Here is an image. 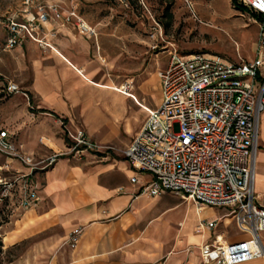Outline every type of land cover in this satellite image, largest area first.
Returning a JSON list of instances; mask_svg holds the SVG:
<instances>
[{
    "label": "rangeland",
    "instance_id": "1",
    "mask_svg": "<svg viewBox=\"0 0 264 264\" xmlns=\"http://www.w3.org/2000/svg\"><path fill=\"white\" fill-rule=\"evenodd\" d=\"M24 1L0 0V129L9 131L22 148L23 145L18 142L21 137H28L29 141L37 143L30 151L37 160L56 151H67H48L46 145L51 138L52 141H59L68 127L72 130L75 127L85 129L103 148L88 155L64 154L60 158L81 162L93 159L98 164L113 158L124 159L130 137L126 135V122L116 125L115 110L124 114L123 118L128 114V124L136 127L138 121L143 122L145 111L132 99L114 94L118 93L116 91L107 92L106 100L110 108L102 105L98 111H91L87 120L78 115L73 120L62 121L52 114L41 113L36 104L27 103L22 95L31 81L30 73L25 72L26 59L6 46L7 20L17 15L21 19ZM39 1L58 3L64 9L76 10L84 16L96 29L91 53L96 61L93 65V70L97 71L95 81L114 83L118 87L128 83L129 92L134 93L148 108L156 107L162 100L158 73L168 66L173 53L183 56L212 53L233 63L251 61L257 55L260 18L241 0L237 1L245 10L238 9L232 0ZM11 82L21 86V93L8 91ZM263 85L264 67L259 74L258 90ZM260 119L262 123L263 115ZM6 161V157L0 154V264H50L61 252L62 263L70 262L75 247L71 246L69 236L62 238L59 226H41L39 215L45 209L42 197L36 206L28 209L21 206L25 188L34 189L41 196L37 180L51 166H36L30 170L26 180L22 172L6 168ZM121 182H125V175L121 177ZM9 183L12 187L6 188ZM134 207L140 210L129 222L128 242H143L147 257H155L165 250L160 256L164 258L183 250L195 253L197 245L189 244L184 234H193L200 223L224 216L230 210L208 205L199 209L193 201L170 192L158 197L144 195L134 203ZM11 232L18 233L20 238L9 246L6 242ZM217 233L224 235L225 240L240 237L232 217L220 220ZM202 234L203 231L198 239ZM185 242L186 247L181 248V243Z\"/></svg>",
    "mask_w": 264,
    "mask_h": 264
},
{
    "label": "built area",
    "instance_id": "2",
    "mask_svg": "<svg viewBox=\"0 0 264 264\" xmlns=\"http://www.w3.org/2000/svg\"><path fill=\"white\" fill-rule=\"evenodd\" d=\"M241 3L260 17L256 57L233 63L212 53H173L168 66L158 73L162 100L158 106L146 109L142 127L124 151L137 173L131 182L139 183V174L145 176L142 193L158 197L172 192L193 201L199 209L207 205L230 209L226 216L235 220L245 238L231 241L215 234L199 246L205 264H243L264 258L260 237L264 232V207L258 204L254 190L264 112V85L258 90L264 67V0ZM22 13L21 19L17 15L7 20L9 49L22 45L26 38L41 48L53 49L40 36L41 29L50 22L82 34H96L81 14L58 3L25 0ZM7 88L10 93L19 91L15 83ZM129 89L128 84L124 85L121 92L130 93ZM66 134V152L36 160L15 145L7 130L0 129V154L32 171L41 164L52 166L64 154L82 155L103 148L83 128H67ZM23 195L21 206L25 209L41 201L34 189L25 188ZM218 225L219 219L208 220L200 223L197 231H213ZM80 233L79 229L72 232L71 246L77 245Z\"/></svg>",
    "mask_w": 264,
    "mask_h": 264
},
{
    "label": "crops",
    "instance_id": "3",
    "mask_svg": "<svg viewBox=\"0 0 264 264\" xmlns=\"http://www.w3.org/2000/svg\"><path fill=\"white\" fill-rule=\"evenodd\" d=\"M85 20L88 22L86 18ZM95 35L82 34L72 27H61L57 23L50 22L41 29L40 36L44 37L53 49L41 48L30 38H26L22 45L10 49L26 59L25 72L30 73L31 81L26 85L27 91L22 92V95L27 99V103L36 104L41 113L52 114L57 119L61 118V121L73 120L78 115L87 120V115L91 111H98L102 105L110 108L106 93L114 92L97 84L112 83L95 81L97 71L93 70V65L96 61L91 56L92 38ZM127 84L121 85L120 90ZM17 85L19 91L14 94L21 93V86ZM114 94H119L124 99H132L121 91ZM132 100L137 103V99ZM115 112L116 125L126 122V135L130 137L128 147L142 127L147 112L145 110L143 122L138 121L136 127L128 124V114L123 118L124 114H120L119 110L116 109ZM262 115L254 190L258 204L264 207V112ZM76 128L79 127L74 129ZM9 134L19 149L35 158L30 151H33L32 146L37 143H32L28 137H21L18 142L23 145L22 148L14 140L13 135L10 132ZM47 144L48 151L67 150L69 139L66 131L65 136L61 135L59 141H52L51 138L50 143ZM89 153L85 152L80 156ZM5 165H8L5 166L6 168L11 167L22 172V176H27L26 180L31 174L30 169L18 160L7 159ZM124 175L125 182H121V177ZM134 175L137 173L126 158H113L107 163L98 164L93 159L81 162L63 157L38 177L39 191L45 205L44 211L39 215L41 226L44 228L59 226L63 233L62 238L68 236L70 238L73 231L81 230L79 241L72 252V259L64 264H205L199 246L218 234V227L213 231L205 230L201 239H198L201 232L197 231V226L193 231L194 235L184 234L189 244L197 245L196 252L192 254L183 250L180 253L165 255L164 258V256L160 257L165 252L163 250L155 257H147L143 242L140 240L131 244L128 242L129 222L140 210L135 209L134 203L147 195L140 190L145 176L139 174V183H132L131 177ZM226 217L231 216L225 214L215 219H219L220 222ZM232 220L236 224L233 218ZM8 237L9 241L5 242L9 246L17 243L20 238L16 232H11ZM260 237L264 245V232ZM243 238L245 235L240 231V237L231 241ZM181 245V248H185L186 242ZM62 261L61 252L50 264H63ZM243 264H264V258Z\"/></svg>",
    "mask_w": 264,
    "mask_h": 264
},
{
    "label": "bare ground",
    "instance_id": "4",
    "mask_svg": "<svg viewBox=\"0 0 264 264\" xmlns=\"http://www.w3.org/2000/svg\"><path fill=\"white\" fill-rule=\"evenodd\" d=\"M99 87H101V88H104V89H110V90H112V91H121L120 90V88L118 87V86H116L115 84H107V83H105V84H100V83H98L97 84ZM122 89V88H121ZM125 95H127V97H130L131 98V96L133 95L132 93H127V94H125ZM133 96H135V95H133ZM136 97V99H137V105L138 106H140L141 108H142V110H146L147 108H148V106L147 105H145L144 103H142L140 100H139V98L137 97V96H135ZM133 99V98H132ZM135 101V100H134ZM136 208V207H135Z\"/></svg>",
    "mask_w": 264,
    "mask_h": 264
},
{
    "label": "trees",
    "instance_id": "5",
    "mask_svg": "<svg viewBox=\"0 0 264 264\" xmlns=\"http://www.w3.org/2000/svg\"><path fill=\"white\" fill-rule=\"evenodd\" d=\"M233 1V4L238 8V9H241V10H245L244 8L242 9L241 6L239 5L238 1L237 0H232ZM258 16V15H256ZM259 17V16H258ZM260 18V17H259Z\"/></svg>",
    "mask_w": 264,
    "mask_h": 264
}]
</instances>
